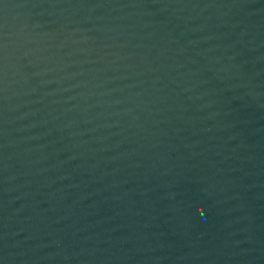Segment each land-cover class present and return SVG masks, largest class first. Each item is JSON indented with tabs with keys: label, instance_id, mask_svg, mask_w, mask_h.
I'll list each match as a JSON object with an SVG mask.
<instances>
[{
	"label": "water",
	"instance_id": "95a60500",
	"mask_svg": "<svg viewBox=\"0 0 264 264\" xmlns=\"http://www.w3.org/2000/svg\"><path fill=\"white\" fill-rule=\"evenodd\" d=\"M0 264H264V0H0Z\"/></svg>",
	"mask_w": 264,
	"mask_h": 264
}]
</instances>
